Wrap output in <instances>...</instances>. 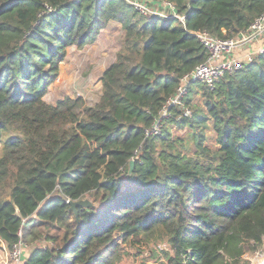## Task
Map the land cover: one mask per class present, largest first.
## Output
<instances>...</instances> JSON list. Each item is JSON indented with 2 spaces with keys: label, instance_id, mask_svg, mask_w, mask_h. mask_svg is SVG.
Listing matches in <instances>:
<instances>
[{
  "label": "trees",
  "instance_id": "trees-1",
  "mask_svg": "<svg viewBox=\"0 0 264 264\" xmlns=\"http://www.w3.org/2000/svg\"><path fill=\"white\" fill-rule=\"evenodd\" d=\"M145 1L171 3L182 21L123 0H0V240L9 248L21 232L47 242L23 264H113L121 243L149 249L157 264H239L245 246H262L264 53L214 90L202 86L193 111L192 84L191 118L171 110L160 135L146 133L207 58L195 34L238 38L264 0ZM109 23L124 36L98 102L46 103L67 48ZM87 197L89 207L70 211Z\"/></svg>",
  "mask_w": 264,
  "mask_h": 264
},
{
  "label": "rangeland",
  "instance_id": "rangeland-1",
  "mask_svg": "<svg viewBox=\"0 0 264 264\" xmlns=\"http://www.w3.org/2000/svg\"><path fill=\"white\" fill-rule=\"evenodd\" d=\"M149 9L151 8L149 7ZM123 36L124 32L120 25L109 23L104 29L93 36L92 40L83 44L82 47L71 46L67 48L66 57L64 61L59 64L58 75L53 82L47 85V93L43 97V100L50 105H55L58 101L67 97L71 99L81 97L87 105H95L101 95L100 77L115 60V54L121 48ZM193 85V88L196 87V92L193 94L190 103L192 111L195 106L201 107L203 101V87L199 84ZM209 125H211V123H209ZM187 131V129L180 130L173 126L170 133L177 139L184 138ZM206 134L211 138V140L209 139L207 142L210 146L213 141L212 136H210V131ZM183 148L184 147H179L180 150ZM186 152L191 153L190 151H184V153ZM83 201L89 202L92 201V199L87 197L83 199ZM25 242L27 245L25 256L32 246H43L47 243L43 239V236H38V238L34 239L30 235L25 237ZM48 245L51 244L49 243ZM138 247L140 248L121 243L119 257L113 264H157L154 260L149 258V249L143 246ZM149 247L161 251L164 249L165 244H158V246L155 247L153 243H151ZM259 250L264 253V243ZM252 253L253 251L245 246V257ZM245 259L246 258H242L239 264H246L247 261Z\"/></svg>",
  "mask_w": 264,
  "mask_h": 264
},
{
  "label": "built area",
  "instance_id": "built-area-1",
  "mask_svg": "<svg viewBox=\"0 0 264 264\" xmlns=\"http://www.w3.org/2000/svg\"><path fill=\"white\" fill-rule=\"evenodd\" d=\"M133 6L135 11L143 16L158 15L161 17H172L182 21L177 14L175 7L166 1L154 5L149 9L145 0H123ZM264 33V14L253 22L252 25L240 37L234 39L214 38L207 32H198L195 34L198 42L207 53V58L203 64L195 67L189 74L185 75L181 81L176 93L162 107L158 118L154 121L151 129L147 131L146 136H158L164 129V120L171 116V110H178L181 114L176 117V121L181 117L191 118L192 113L189 108L185 107L183 99L192 84L204 86L209 91L214 90L216 84L225 74H231L243 68L245 63L251 62L254 57L264 53V47L258 49L255 54L245 55L244 58L235 57L234 53L242 50L253 40ZM18 241L11 247H7L5 261L1 264H23L25 251L27 249L21 232L18 233ZM264 239L262 240V245ZM0 244L4 243L0 240ZM246 264H264V253L259 249L245 257ZM241 258V259H242Z\"/></svg>",
  "mask_w": 264,
  "mask_h": 264
},
{
  "label": "crops",
  "instance_id": "crops-1",
  "mask_svg": "<svg viewBox=\"0 0 264 264\" xmlns=\"http://www.w3.org/2000/svg\"><path fill=\"white\" fill-rule=\"evenodd\" d=\"M261 47H264V33H262L258 38L253 40L249 45L245 46L242 50H238L237 52H235L234 56L244 58L245 55L255 54ZM6 252V244H0V264L5 261ZM29 252H27V255L24 257V260L28 257Z\"/></svg>",
  "mask_w": 264,
  "mask_h": 264
},
{
  "label": "water",
  "instance_id": "water-1",
  "mask_svg": "<svg viewBox=\"0 0 264 264\" xmlns=\"http://www.w3.org/2000/svg\"><path fill=\"white\" fill-rule=\"evenodd\" d=\"M133 167V162L130 163V170L132 169ZM90 203L88 201H79V202H75V203H71L70 204V211H74L75 212V209L77 207H84V208H87L89 207Z\"/></svg>",
  "mask_w": 264,
  "mask_h": 264
}]
</instances>
